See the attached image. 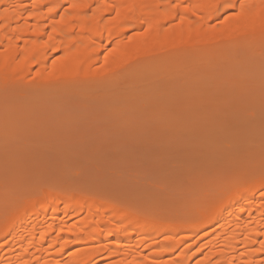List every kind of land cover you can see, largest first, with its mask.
I'll return each mask as SVG.
<instances>
[{
    "label": "rangeland",
    "instance_id": "obj_1",
    "mask_svg": "<svg viewBox=\"0 0 264 264\" xmlns=\"http://www.w3.org/2000/svg\"><path fill=\"white\" fill-rule=\"evenodd\" d=\"M237 13L229 9L211 25ZM239 25L220 41L185 44L130 71L126 84L0 81V219L27 196L65 188L87 197L85 211L97 198L104 214L118 206L183 226L208 221L258 162L264 172V25ZM101 258L97 264L112 260Z\"/></svg>",
    "mask_w": 264,
    "mask_h": 264
},
{
    "label": "bare ground",
    "instance_id": "obj_2",
    "mask_svg": "<svg viewBox=\"0 0 264 264\" xmlns=\"http://www.w3.org/2000/svg\"><path fill=\"white\" fill-rule=\"evenodd\" d=\"M238 1L0 0V81L79 86L96 78L126 84L130 71L146 69L182 45L197 48L201 44L197 41H220L238 23L241 28L264 25V0H247L239 6ZM235 7V16L211 25ZM260 166L258 162L249 176L234 184V195L208 221L193 218L185 226L178 219L175 225V220H155L156 215L118 213V206L104 214L97 198L85 211L87 197L65 188L47 190L42 199L27 196L15 214L1 217L4 222L0 219V264H97L105 261L101 256L106 253L112 259L106 264H264ZM80 214L85 216L69 224ZM213 224L215 229L204 231ZM133 236L138 238L135 244L126 245ZM113 238L117 242L104 248L86 246L88 241ZM171 253L174 257L165 260Z\"/></svg>",
    "mask_w": 264,
    "mask_h": 264
}]
</instances>
